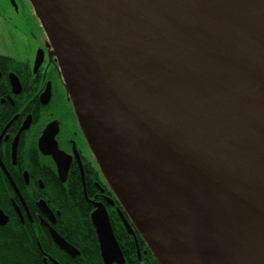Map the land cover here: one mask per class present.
Here are the masks:
<instances>
[{
	"label": "water",
	"instance_id": "95a60500",
	"mask_svg": "<svg viewBox=\"0 0 264 264\" xmlns=\"http://www.w3.org/2000/svg\"><path fill=\"white\" fill-rule=\"evenodd\" d=\"M29 1L87 145L158 262L264 264V53L248 20L264 19V0H242L226 31L172 0ZM48 129L39 147L63 178ZM95 206L102 261L125 264Z\"/></svg>",
	"mask_w": 264,
	"mask_h": 264
},
{
	"label": "flooded vegetation",
	"instance_id": "af4514ba",
	"mask_svg": "<svg viewBox=\"0 0 264 264\" xmlns=\"http://www.w3.org/2000/svg\"><path fill=\"white\" fill-rule=\"evenodd\" d=\"M31 8L28 0H0V29L5 33L4 42L6 40L10 43L9 46H15L17 49L27 48L25 50L32 52L29 56H14L10 53L11 50L6 51L3 48V43H1L3 41L0 40V80L4 79L9 85L6 97L1 99V104L7 102L10 107H17L16 111L0 127V211L3 213V220L0 222L5 221L0 223V227L4 228L10 223L19 224L23 228L30 226L35 231L38 248L44 256L42 264H61L55 253H52L54 250L52 252L42 250L43 235H48L52 245L71 259L74 260L80 255V251L56 227L61 213L52 205L50 191L44 179L32 169L33 166L29 157L31 150L35 148L39 162L50 168L61 183L65 184L69 181L72 170L78 173L85 192L84 198L92 205L89 219H91L97 237L100 255V243L92 220L97 209L95 208L96 204H102L105 207L115 239L116 228L114 227L117 222L121 224V228L127 235L133 238L137 249V259L141 260L140 250L137 248L139 247L138 237L140 235L132 224H130L132 231L126 228L123 216L126 217L127 215L108 187L94 156L91 155L92 153L74 113L73 105L71 104L72 113L69 110L68 117L60 116L53 111L54 102L59 100L54 97L55 89L58 90V88L55 87L53 79L56 76L57 81L59 79L63 87H65V82L61 72H59L57 57L53 54L49 39ZM38 56L42 57L40 64L36 66ZM13 58L20 62V65L15 69L10 67ZM3 62L6 64L5 70L1 64ZM27 75L28 79H26ZM28 86H32L33 92L35 91V94L39 96V105L46 107L37 119L33 113L26 111L30 100L27 97L23 98V93ZM47 88L51 90V98L47 104H44L42 96ZM55 115L57 116L55 117ZM46 129L50 130L49 133L54 137L58 150L63 155L64 162L61 163L60 167H67V173L63 178H60L58 163L51 155H45L39 147ZM88 174L95 188L92 198L88 196L87 192ZM42 202L50 210L52 219L42 211ZM126 219L131 223L128 217ZM51 230L57 232L64 241L76 248L79 254L74 257L62 250L54 242ZM116 240L120 246L119 240ZM120 248L122 250L121 246ZM122 253L125 260L124 252L122 251ZM103 263L105 264L104 261Z\"/></svg>",
	"mask_w": 264,
	"mask_h": 264
},
{
	"label": "trees",
	"instance_id": "16d2710c",
	"mask_svg": "<svg viewBox=\"0 0 264 264\" xmlns=\"http://www.w3.org/2000/svg\"><path fill=\"white\" fill-rule=\"evenodd\" d=\"M4 63L1 64L5 70L6 64ZM18 65H20V62L13 58L10 67L15 69ZM26 79H28V75ZM8 89L9 85H7L6 81L4 79L0 80V127L17 109L16 106L10 107L7 102L1 104V99L6 97ZM35 93L32 86H28L23 93V98L27 97L30 100L26 111L33 113L37 119L38 115H41L46 107L39 105V96ZM61 96H57L59 100L55 101L56 103L54 102L55 105L53 104L55 106L54 111L60 116L68 117L69 110L72 113V106L66 93L62 100ZM37 157L36 149L33 148L29 157L33 166L32 169L44 179L50 191L51 203L61 213L56 227L80 251V255L75 257L74 260L71 259L52 245L48 235L43 234L42 250L46 252L54 250L52 253H55L61 264H104L100 255L99 244L96 240L97 237L91 219H89L92 205L84 198L85 192L78 173L72 170L69 181L63 184L50 168L39 162ZM88 179L86 181L87 192L88 196L92 198L95 188L93 187V181H90L89 174ZM121 227V224L117 222L114 228H116V239L119 240L126 257V264H160L150 249L147 248L148 246L144 240L140 238L141 236L138 237L139 247L137 248L140 250L142 258L141 260L137 259V249L133 238L129 237ZM37 242L35 231L30 226L23 228L19 224L10 223L4 228L0 227V264H42L44 256L38 248Z\"/></svg>",
	"mask_w": 264,
	"mask_h": 264
},
{
	"label": "bare ground",
	"instance_id": "6f19581e",
	"mask_svg": "<svg viewBox=\"0 0 264 264\" xmlns=\"http://www.w3.org/2000/svg\"><path fill=\"white\" fill-rule=\"evenodd\" d=\"M188 12L201 17L213 27L226 31L242 0H172ZM198 2V3H196ZM249 20L251 35L257 47L264 53V19L259 9L255 10Z\"/></svg>",
	"mask_w": 264,
	"mask_h": 264
},
{
	"label": "rangeland",
	"instance_id": "374dc122",
	"mask_svg": "<svg viewBox=\"0 0 264 264\" xmlns=\"http://www.w3.org/2000/svg\"><path fill=\"white\" fill-rule=\"evenodd\" d=\"M4 39H5V33L3 32L2 29H0V40L3 41L1 43H3V48L7 51V50H11L10 53H12L14 56H17V57H24L25 55H31L32 52L28 51V50H25V49H20V48H16L15 46H9L10 43H8L6 40L4 42ZM16 52V53H15ZM53 83H55V87L58 88V90L55 89V96L57 98V96H61V100L64 99V95H65V87H63V85H61V82L57 81V77L55 76L54 79H53ZM54 111V109H53ZM54 113V112H53ZM55 114V113H54ZM57 115H55L56 117Z\"/></svg>",
	"mask_w": 264,
	"mask_h": 264
}]
</instances>
